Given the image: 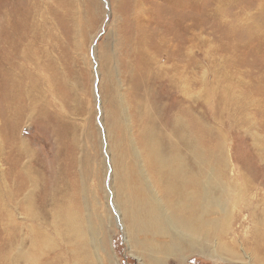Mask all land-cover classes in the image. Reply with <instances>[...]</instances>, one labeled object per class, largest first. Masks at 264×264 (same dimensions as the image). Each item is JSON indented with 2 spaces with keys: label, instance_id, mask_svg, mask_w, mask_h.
<instances>
[{
  "label": "bare ground",
  "instance_id": "1",
  "mask_svg": "<svg viewBox=\"0 0 264 264\" xmlns=\"http://www.w3.org/2000/svg\"><path fill=\"white\" fill-rule=\"evenodd\" d=\"M72 2L50 0L54 10L56 7L63 10L60 15L56 12L58 20L72 23ZM125 3L130 42H126L124 49L123 77L126 102L136 123V141L116 143L125 153H120L121 160L117 161L116 191L111 195L120 206L121 212L117 211L126 223L123 229L130 248L144 255L146 264H165L168 255L175 264H180L188 251L198 247L192 244V235L212 232V225L217 222V207L224 219H227L225 207H231L229 199L223 196L225 187L221 183L227 178L225 129L249 134L258 162L264 163V83L255 77L246 81L231 77L227 71L238 69L228 68L232 65L231 57L218 62L216 47L205 63L194 59L198 37L193 21L186 26L190 33L185 39L181 38L182 33L171 34L177 30L169 29L162 30L158 37L152 35L149 42L150 34L139 27L142 12L146 11L143 3L141 0ZM169 3L176 7L178 0ZM36 8V3L29 7L27 20L35 40L40 39L38 56L34 55V41H31L20 49L18 58L23 64L20 59L13 62L14 66L6 69L3 76L2 117L8 124V140L5 139L8 150L2 153L6 167L1 171L0 264H91L78 214L80 191L71 186V182L77 181L76 174L54 173L43 188L45 195L37 194L35 198L40 174L29 161L31 149L17 134L19 123L30 113L51 112L53 120L66 127L63 110L56 104L55 83L68 87V82L63 74L57 76L60 69L57 58L51 56L45 44L51 32L45 30L44 21L36 22ZM227 29L232 30L230 25ZM24 62H30L35 71L26 69ZM204 65L210 77L203 76ZM21 80H24L23 93L24 87L27 89L25 106L19 102L16 90ZM253 129L258 135L253 134ZM62 137L73 147V136L68 138L66 131ZM262 180L264 170L259 175L245 169L227 179L231 190H237L232 194L235 200L228 197L240 203L233 216L234 220L239 218L240 226H246V246L237 249L234 230L231 239L227 238L226 228L220 229L219 236L229 258L239 259L242 253L248 257V264H264ZM222 197L227 203L222 202ZM170 204L182 226L167 214L166 207Z\"/></svg>",
  "mask_w": 264,
  "mask_h": 264
},
{
  "label": "rangeland",
  "instance_id": "2",
  "mask_svg": "<svg viewBox=\"0 0 264 264\" xmlns=\"http://www.w3.org/2000/svg\"><path fill=\"white\" fill-rule=\"evenodd\" d=\"M126 1L129 0H73V14H70L72 23H68L58 20L56 12L60 15L63 10L61 7L54 10L55 6H51L50 0H0V189L3 184L1 171L6 167L2 153L8 150L5 145L8 124L2 117L3 76L6 69L10 70L15 64L13 62L20 59V49L31 44V41H34V55L38 56L40 39L35 40V33L29 29V18L27 20L29 7L36 3V22L44 21L45 30L51 32L45 44L51 56L57 58L60 67L57 76L63 74L68 82V87L67 84L54 82L58 92L56 104L63 110L66 127L54 121L51 112L44 115L30 113L19 123L17 134L31 149L29 161L40 174L41 186L37 185L35 198L37 194L46 193L43 188L54 173L63 172L64 176L76 174L77 181L71 182V186L80 191L78 214L86 239L84 247L91 264H146L144 255L142 257L130 248L123 229L126 223L118 214V211L121 212L120 206L111 195L112 192L115 195L116 191L117 161L121 160L120 153H125L116 143L122 140L129 143L136 141V123L132 118L131 106L129 108L126 102L128 95L123 77L124 49L130 42ZM141 3L146 11L142 12L139 27L148 31L149 42L152 35L158 37L169 29L177 30L171 34L182 33L181 38L185 39L190 33L185 30L186 26L193 21L198 37L194 59L205 63V58L212 56L216 47L218 62L231 57L234 62L228 68L232 70V66H236L238 69L227 71V74L244 81L255 77L264 83V0H178L176 7L169 0H141ZM228 25L232 29L230 32ZM19 61L23 64L22 59ZM24 64L26 69L35 71L30 62ZM206 67L204 65L201 70L203 76L207 75ZM21 81L20 86L16 85V90L19 102L25 106L27 89L24 87L23 93L24 80ZM226 129L224 154L227 178L221 183L225 187L223 196L231 203V207H225L227 219L218 214L220 208L217 207V222L212 225V232L209 235H192V244H198V247L188 251L180 264H248V257L242 253L239 259L229 258L226 247L221 244L223 239L219 236L221 228L227 229L228 239L235 231L237 249L246 246V226H240L239 218L234 220L233 216L240 204L231 200L237 190H231L227 179L238 176L241 169L262 175L264 163L258 162L249 134H241L233 128ZM65 130L68 138H74L73 147L62 137ZM253 134L258 135V131L255 133L253 129ZM260 182V185H264L263 180ZM224 197L222 202L225 204L227 200ZM172 205H167L166 212L182 226L174 217ZM242 216L241 219L245 213ZM164 260L165 264H175L170 255Z\"/></svg>",
  "mask_w": 264,
  "mask_h": 264
}]
</instances>
